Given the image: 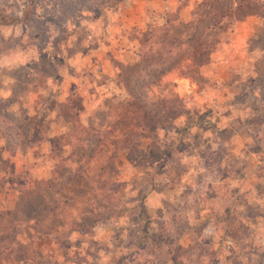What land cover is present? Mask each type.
<instances>
[{"label":"rangeland","instance_id":"obj_1","mask_svg":"<svg viewBox=\"0 0 264 264\" xmlns=\"http://www.w3.org/2000/svg\"><path fill=\"white\" fill-rule=\"evenodd\" d=\"M134 4L0 0V264H264V18L252 15V52L232 54L245 89L210 90L200 69L175 68L201 33L195 14L130 29ZM131 95L169 118L144 159L106 135Z\"/></svg>","mask_w":264,"mask_h":264},{"label":"trees","instance_id":"obj_2","mask_svg":"<svg viewBox=\"0 0 264 264\" xmlns=\"http://www.w3.org/2000/svg\"><path fill=\"white\" fill-rule=\"evenodd\" d=\"M248 15H257L261 18H264V3L263 0H201L196 7L195 10V24L201 28V33L195 38L192 44H190L189 53L181 60L182 62H187L188 64H180L178 63L175 68H185V69H193L194 73L198 72V69L201 65L208 62L210 58V54L217 43V38L214 37L212 41L208 42V37H211V32L217 33L222 32L225 33L227 30L237 21L243 20ZM209 37V38H210ZM140 43V42H139ZM181 75L188 76L190 75L188 72H182ZM132 100H130L128 107L125 108L124 112H121L117 115L115 123L118 124L120 130L116 126H107L111 128L109 132L106 133L107 136H111L115 131L122 132L121 142H125L128 140V144L122 143L123 145H127V147H122V145H116L115 148L125 149L127 152L135 153L139 152L138 156L141 159L145 158V154L140 155L139 146L141 141L144 138H150L147 133H153L155 130L159 128H164L162 126V121L169 119L167 115H164V118L160 121L159 115L162 113V105L158 108L148 109L145 108L141 100L135 98L134 96H130ZM81 100V99H80ZM81 102V101H80ZM82 110V104L77 107L75 116H78V112ZM180 112L179 114H181ZM59 114L63 116V109L59 106ZM173 120L174 117H171ZM41 122V121H40ZM28 133L27 136L31 134L32 126L37 127L39 125L36 122H31V118L28 120ZM48 126V125H47ZM138 142V143H137ZM114 146V144L112 143ZM55 148L56 145H53ZM80 149L77 148L79 152ZM93 149L89 151L88 156H91L93 153ZM74 153V152H73ZM85 153L83 152V155ZM60 165L57 169V174H61L59 177H53L49 182L55 183L57 179L62 177L63 171V163L64 160L61 159ZM144 162V161H143ZM147 162V161H145ZM144 162V163H145ZM140 163V162H139ZM70 174L74 173V171L69 170ZM44 182L37 181L34 182L32 186L33 192L41 193L43 190ZM24 196V195H23ZM21 213L20 211L17 212ZM29 221L33 220L32 216H29ZM27 220H20V223H29ZM31 227V226H30ZM36 234L40 233V230L35 226L32 227Z\"/></svg>","mask_w":264,"mask_h":264},{"label":"crops","instance_id":"obj_3","mask_svg":"<svg viewBox=\"0 0 264 264\" xmlns=\"http://www.w3.org/2000/svg\"><path fill=\"white\" fill-rule=\"evenodd\" d=\"M200 1L201 0H134V6L128 9L127 13L123 15L125 19L124 24L129 26V28L136 26L144 30L148 28L149 23L152 22L153 25L161 24L167 26V28L172 26L171 24H177L179 22L187 23L194 20V9H196ZM159 11H162L161 18L159 22H155L152 16ZM260 24L258 17L252 15L248 16L243 20L235 22V28L229 33L231 36L228 41L219 39L215 49L210 54L209 62L199 67L201 75L207 77L206 79L210 82L206 84L208 89L211 90L213 84L216 85V88L220 86L240 85L242 89H245L244 84L240 83L242 79L232 80L230 78L231 66L234 63L232 54L233 52H237L246 55L252 52V50H246L245 43L247 39L251 35L257 33L258 30L263 31V27ZM123 41H125L127 45L131 40L126 34L125 40ZM132 43L135 44V47L128 46V50L126 51L127 55L131 54V56L128 55L126 58L127 60H125L127 64L133 60L132 54H138L139 56V41L135 39ZM134 49H137L136 53ZM184 81L188 82V79H184ZM182 88H186L185 84L179 86V90ZM57 114H59L58 107Z\"/></svg>","mask_w":264,"mask_h":264},{"label":"built area","instance_id":"obj_4","mask_svg":"<svg viewBox=\"0 0 264 264\" xmlns=\"http://www.w3.org/2000/svg\"><path fill=\"white\" fill-rule=\"evenodd\" d=\"M207 231H210L208 228H207ZM221 243H223L224 245H226L227 247H230L229 244H230V241L228 240H221Z\"/></svg>","mask_w":264,"mask_h":264}]
</instances>
